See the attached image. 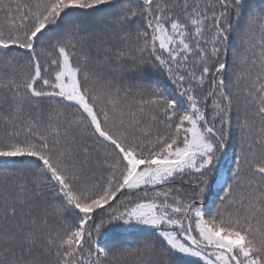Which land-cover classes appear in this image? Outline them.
<instances>
[{
    "label": "snow or ice",
    "instance_id": "1",
    "mask_svg": "<svg viewBox=\"0 0 264 264\" xmlns=\"http://www.w3.org/2000/svg\"><path fill=\"white\" fill-rule=\"evenodd\" d=\"M0 264H264V0H0Z\"/></svg>",
    "mask_w": 264,
    "mask_h": 264
}]
</instances>
